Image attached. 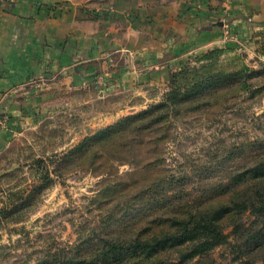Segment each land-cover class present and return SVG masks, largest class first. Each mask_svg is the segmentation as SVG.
Here are the masks:
<instances>
[{"label": "rangeland", "instance_id": "rangeland-1", "mask_svg": "<svg viewBox=\"0 0 264 264\" xmlns=\"http://www.w3.org/2000/svg\"><path fill=\"white\" fill-rule=\"evenodd\" d=\"M227 8L222 7L218 17L220 38L181 56L171 72L185 68L163 90H149L148 101L140 104L141 95L111 92L109 80L94 75L92 82L69 89L62 104L58 95L35 123L20 126L0 152V264H35L48 252L74 247L101 224L104 209L93 199L105 178L113 175H96L81 166L61 176L50 174V185L30 205H22L26 193L43 178L37 160L53 169L55 161L84 138L148 109L175 87L183 91L208 78L214 84L190 105L170 112L168 137L158 155L161 164L158 161L152 170L151 181L186 178L193 184L197 176L205 177L207 169L216 180L218 164L224 168L235 164L240 142H264V23L241 34ZM214 48L226 50L195 60ZM218 77L221 83L215 84ZM125 156L126 162L114 161L116 176L141 179L143 172L134 173L142 162L139 152ZM211 255L221 264H243L229 246H220Z\"/></svg>", "mask_w": 264, "mask_h": 264}, {"label": "trees", "instance_id": "trees-1", "mask_svg": "<svg viewBox=\"0 0 264 264\" xmlns=\"http://www.w3.org/2000/svg\"><path fill=\"white\" fill-rule=\"evenodd\" d=\"M225 50L214 48L195 60ZM184 68L171 72L168 83ZM211 80L183 91L175 87L148 109L87 136L59 157L51 170L37 160L43 178L26 193L22 205H30L50 185V174L61 176L81 166L113 177L105 178L93 199L97 208L104 209L101 224L81 236L74 247L48 252L35 264H221L211 255L220 246H229L243 264H264V142H240L235 164L227 168L218 164L216 180L209 169L193 184L186 178L150 179L168 137L170 112L210 90ZM138 152L142 162L134 173L143 172L142 178L129 181L116 176L114 161L126 162L125 155Z\"/></svg>", "mask_w": 264, "mask_h": 264}, {"label": "crops", "instance_id": "crops-1", "mask_svg": "<svg viewBox=\"0 0 264 264\" xmlns=\"http://www.w3.org/2000/svg\"><path fill=\"white\" fill-rule=\"evenodd\" d=\"M225 6L241 34L264 23V0L1 3L0 152L22 124L35 123L58 95L62 104L94 75L108 79L111 92L148 101L181 56L220 38Z\"/></svg>", "mask_w": 264, "mask_h": 264}, {"label": "built area", "instance_id": "built-area-1", "mask_svg": "<svg viewBox=\"0 0 264 264\" xmlns=\"http://www.w3.org/2000/svg\"><path fill=\"white\" fill-rule=\"evenodd\" d=\"M5 1H8V0H0V4L3 3V2H5Z\"/></svg>", "mask_w": 264, "mask_h": 264}]
</instances>
